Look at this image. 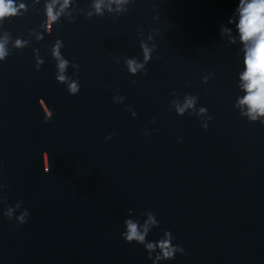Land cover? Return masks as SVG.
Wrapping results in <instances>:
<instances>
[{
    "label": "water",
    "instance_id": "1",
    "mask_svg": "<svg viewBox=\"0 0 264 264\" xmlns=\"http://www.w3.org/2000/svg\"><path fill=\"white\" fill-rule=\"evenodd\" d=\"M21 2L27 10L0 25L11 52L0 63V183L9 185L0 187L7 198L0 264H152L143 245L120 235L129 208L141 222L142 212L158 214L161 226L149 240L167 228L185 248L162 264H264V124L234 109L242 55L219 34L238 0H135L119 18L92 19V0H80L42 40L51 0ZM157 27L160 59L154 53L148 75L130 77L122 58L142 59L137 29L147 36ZM18 37L30 46L14 48ZM57 38L81 65L78 95L55 79ZM33 48L45 58L40 71ZM206 72L216 73L208 84ZM174 90L199 95L214 117L206 130L196 116L169 110ZM116 94L123 104L113 102ZM41 98L55 113L51 122ZM18 201L13 216L30 213L23 225L3 215Z\"/></svg>",
    "mask_w": 264,
    "mask_h": 264
},
{
    "label": "clouds",
    "instance_id": "2",
    "mask_svg": "<svg viewBox=\"0 0 264 264\" xmlns=\"http://www.w3.org/2000/svg\"><path fill=\"white\" fill-rule=\"evenodd\" d=\"M135 3V0H92L90 7L93 11L86 14L88 19L105 15L119 18L120 16L129 12V6ZM59 5V10H57ZM115 5V6H114ZM80 0H51V3L46 4V20L42 27H45L46 32L39 33L37 40H42L45 34H52L54 26L61 20L66 10L73 7H79ZM27 10V5L21 2L17 5L16 0H0V25L3 24L5 18H10L20 14V10ZM71 16V11H67ZM78 17L71 16L69 23H74ZM155 20L159 19V15L154 17ZM162 29L157 27L151 29L147 36L141 28L137 29V35L140 41V48L142 50V59L135 56H124L123 63L130 77H135L138 74L148 75L147 65L153 60L155 53L156 59H160L157 51L158 45L156 43V35L160 34ZM219 34L221 39L229 46L237 45V55H242L243 67L237 72L236 88L238 94L235 97L233 107L238 110L241 117H246L250 122H259L264 124V0H238L237 6L233 10L232 15L228 18L226 23L220 25ZM9 37L5 36L0 40V63L5 62L11 55V52L6 47ZM31 42L23 38H16L14 48L23 50L30 46ZM65 43L63 39L57 38L55 43L51 46V57L56 63L55 79L58 83L64 84L70 95H78L81 91V84L79 73L81 65L75 60L68 59L62 49ZM35 57V68L40 71L45 64L44 56L39 54L37 48H33ZM116 64L121 63V57L114 56ZM71 67L74 72L69 75L68 69ZM216 75L215 72H206L202 77V83L208 84L209 80ZM132 84L137 83L136 79H131ZM116 93L120 89L115 90ZM242 93V94H241ZM172 99L169 104V110H175L177 115H192L196 116L202 121L201 126L206 130L209 127V122L214 118L209 114V109L206 106L199 105L200 97L197 94L185 93L183 98L174 90ZM126 97L116 94L113 96V102L123 104ZM43 101V104L41 103ZM44 110V121L51 122L55 113L49 107L47 101L43 98L39 101ZM126 111H130L133 117L137 116V112L132 105H127ZM203 117V119H201ZM152 123H156L155 118H152ZM156 131H159L157 129ZM150 133L145 132L144 135L148 136ZM110 134L106 139H112ZM180 142L183 141L182 137H178ZM45 157H47V167L45 166ZM44 171H51L50 154L45 151L43 154ZM3 164L0 163V168ZM4 191L9 190V185L0 183ZM4 193V192H3ZM0 193V204L7 201L6 196ZM23 205V201H18L15 206L8 205L3 215L9 220L15 219L18 225L27 223L30 213L28 209L24 208L23 212L18 216H13V210L18 209ZM135 210L129 208L127 210V218L124 221V231L121 232V237L129 244L135 242L143 245L147 251L148 258L152 260V264H162L164 261L175 260L177 253L186 255L185 248L178 243H174L176 236L167 228L161 229L162 235L158 240H149L148 237L153 229L160 228L161 220L158 219V214L155 211L149 210L140 213L141 219L134 215ZM12 229H10L11 231Z\"/></svg>",
    "mask_w": 264,
    "mask_h": 264
}]
</instances>
